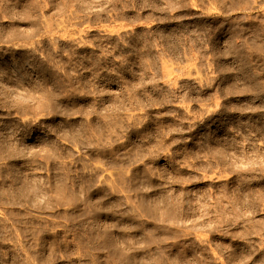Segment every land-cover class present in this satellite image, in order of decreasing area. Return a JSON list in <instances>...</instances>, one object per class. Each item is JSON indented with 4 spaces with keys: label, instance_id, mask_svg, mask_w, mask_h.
Wrapping results in <instances>:
<instances>
[{
    "label": "rangeland",
    "instance_id": "rangeland-1",
    "mask_svg": "<svg viewBox=\"0 0 264 264\" xmlns=\"http://www.w3.org/2000/svg\"><path fill=\"white\" fill-rule=\"evenodd\" d=\"M0 264H264V0H0Z\"/></svg>",
    "mask_w": 264,
    "mask_h": 264
}]
</instances>
